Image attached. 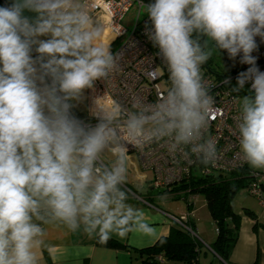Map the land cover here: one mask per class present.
<instances>
[{
    "label": "clouds",
    "instance_id": "9594fccd",
    "mask_svg": "<svg viewBox=\"0 0 264 264\" xmlns=\"http://www.w3.org/2000/svg\"><path fill=\"white\" fill-rule=\"evenodd\" d=\"M142 7L167 87L129 109L98 99L93 127L71 114V101L119 66L92 0L0 7V264H40L45 226L83 227L103 243L129 233L158 239L148 214L127 203L128 146L163 143L174 155L215 163L216 144L205 136L214 100L201 71L215 50L232 59L242 53L240 63L250 65L232 89L251 81V94L240 98L239 147L251 168L264 169V72L251 55L254 38L264 41V0H155Z\"/></svg>",
    "mask_w": 264,
    "mask_h": 264
},
{
    "label": "built area",
    "instance_id": "2783aa9c",
    "mask_svg": "<svg viewBox=\"0 0 264 264\" xmlns=\"http://www.w3.org/2000/svg\"><path fill=\"white\" fill-rule=\"evenodd\" d=\"M93 15L100 14L103 22L112 31L114 40L112 45L121 39L120 46L110 52L117 58L119 71L113 73L107 80H97L92 89L88 91L87 111L84 115L71 114L81 121L86 127L95 126L99 120L96 112L97 100L113 98L124 108H131L137 100L145 103L155 100L167 87L168 72L166 64L159 53V49L149 39L148 33L152 31V23L148 14L141 18L143 7L137 0H92ZM144 5V4H143ZM135 7L137 14L133 20L132 28L126 29L121 21L129 8ZM257 49L251 53L256 58V66L264 72V41L259 36L254 38ZM224 55H228L226 50ZM242 53L234 59L237 63L235 70L238 72L230 78H221L207 72L201 66L203 79L209 94L213 97L214 106L205 136L211 139L217 147V159L213 164H203L195 156L183 157L181 154H172L163 143L153 144L139 150L128 146L127 159L136 163L141 171L149 173L145 191L140 196L128 184L124 185L129 196L143 200L144 194H160L173 198H183L184 192L172 190L192 176H207L209 174H230L239 170L248 163L244 160L239 147L238 124L240 122L239 96L228 88V82L237 79L238 75L247 71L248 64L240 63ZM227 60V58H226ZM250 91L251 81L245 83ZM264 178L262 173H255L246 192L257 199L264 207V198L259 178ZM192 196V195H191ZM190 197V196H189ZM188 197V198H189ZM189 200V199H187ZM174 220L186 232L194 236V232L181 220Z\"/></svg>",
    "mask_w": 264,
    "mask_h": 264
},
{
    "label": "crops",
    "instance_id": "0c3cea01",
    "mask_svg": "<svg viewBox=\"0 0 264 264\" xmlns=\"http://www.w3.org/2000/svg\"><path fill=\"white\" fill-rule=\"evenodd\" d=\"M12 2L13 0H0V7H7ZM24 15L33 17L35 14L25 11ZM93 16L104 25V37L110 40L109 48H111L114 40L112 31L103 22V17L100 14ZM48 38L50 37L41 36L38 39L46 40ZM31 54L33 58L37 56L34 48ZM47 82L50 83V80ZM87 102L88 91L85 89L80 101H71L75 105L71 110L76 115H84L87 111ZM132 165L135 179H128L126 184L138 195H142L145 191L146 178L149 176L141 175L135 162ZM262 183L264 185V178ZM149 196L150 200L148 201L144 200L145 197L143 200H138L129 196L127 203L148 214L152 226L157 229L158 239L168 237L174 229L180 227L174 218L181 220L185 225L192 226L201 244L198 264H264V207L257 199L256 209L247 204L241 212H236L233 209L236 214L240 215V226L236 242L224 260L212 249V244L216 239V228L204 200L202 207L205 210L203 215L199 216L200 210L198 209L201 207H196L198 201L196 195L190 196L187 203L180 199L177 201L180 203L175 205L173 202L167 201V199H172L170 197L165 198L160 194ZM244 210L251 211L255 215V220L245 215ZM45 227L47 228L46 246L38 250L40 264H138L143 259L138 251L151 247L158 240L153 242L150 238L138 233H129L125 239L112 235L110 240L123 247L118 248L97 244L98 236L88 235L83 231V227L76 231H70L63 227Z\"/></svg>",
    "mask_w": 264,
    "mask_h": 264
},
{
    "label": "trees",
    "instance_id": "16d2710c",
    "mask_svg": "<svg viewBox=\"0 0 264 264\" xmlns=\"http://www.w3.org/2000/svg\"><path fill=\"white\" fill-rule=\"evenodd\" d=\"M144 5H149L155 0H137ZM224 55L223 50L218 51ZM207 72H211L214 76L221 78H230L235 75L238 70H235L230 64L227 70L220 71L219 67L210 58L206 64L202 65ZM228 88L233 89L237 86V79L228 82ZM239 96L250 95V91L244 85V89L236 92ZM255 173L264 172L258 169H253L249 165L230 174H209L207 176H192L189 177L180 186L174 188L172 191L184 192L183 198L174 196L173 200L183 199L187 203V199L191 195H203L207 210L216 228V239L212 244V249L224 260L227 254L236 242L238 229L240 226V215L236 214L232 208V201L235 194L239 190H246ZM263 178L259 181L262 185ZM144 194L145 201L150 200L152 195ZM156 195V193L154 194ZM244 214L255 220V215L249 211L244 210ZM186 226H188L186 224ZM193 232L192 226H188ZM195 234V232H194ZM96 243L99 245L114 246L123 248L122 245L108 239L103 243L97 237ZM200 241L196 235L192 236L186 232L182 227L174 229L168 237L159 238L151 247L139 250L138 254L143 257L138 264H164L172 262L174 264H198V256L200 252Z\"/></svg>",
    "mask_w": 264,
    "mask_h": 264
},
{
    "label": "rangeland",
    "instance_id": "374dc122",
    "mask_svg": "<svg viewBox=\"0 0 264 264\" xmlns=\"http://www.w3.org/2000/svg\"><path fill=\"white\" fill-rule=\"evenodd\" d=\"M137 14V11L135 9L134 6H132L131 8H129L128 12L124 15V18L123 20L121 21V24L124 28L126 29H131L132 28V24H133V20L135 18ZM147 13L144 12V10L142 11L141 13V18H143L144 16H146ZM122 40L121 39H118L114 45L112 46V51H115L121 44ZM209 47H211V44L209 45ZM219 50H215L213 52V55L211 57L212 61H213V65L215 64L216 66L219 67V70L220 71H225L227 70V68L229 67V64L232 66V67H235L237 65L235 59H232L230 58L228 55H223V54H220L218 52ZM227 58V60H226ZM243 96H241L240 98H242ZM239 107H240V99H239ZM113 159V157H111L110 155L108 156V160L111 162V160ZM131 160L130 159H127L126 163H127V180L128 179H135V174L133 173V165L132 163L130 162ZM259 171H262L264 172V169H258ZM139 173L145 177H150L149 173L146 172V171H139ZM147 179V178H146ZM194 196V195H193ZM197 202H196V207H201L199 208L198 210L199 211V216H202L203 215V212L205 210L203 206V195L201 194H197ZM163 197H167V196H163ZM263 198H264V194H263ZM167 201L170 203L173 202V204H178L180 202H177L178 200H172V199H167ZM232 204H233V209L236 211V212H241L243 210V207L247 204L249 207H252L254 209L257 208L258 206V203L256 201V199L249 195L246 190L242 189V190H239L234 198H233V201H232ZM203 208V209H202Z\"/></svg>",
    "mask_w": 264,
    "mask_h": 264
}]
</instances>
